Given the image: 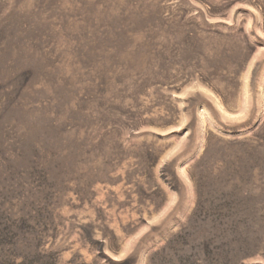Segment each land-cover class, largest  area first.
Listing matches in <instances>:
<instances>
[{"label":"rangeland","instance_id":"obj_1","mask_svg":"<svg viewBox=\"0 0 264 264\" xmlns=\"http://www.w3.org/2000/svg\"><path fill=\"white\" fill-rule=\"evenodd\" d=\"M0 264H264V0H0Z\"/></svg>","mask_w":264,"mask_h":264}]
</instances>
